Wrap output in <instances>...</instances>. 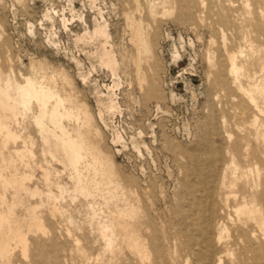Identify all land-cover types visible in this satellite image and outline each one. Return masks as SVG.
Returning a JSON list of instances; mask_svg holds the SVG:
<instances>
[{
	"label": "rangeland",
	"instance_id": "1",
	"mask_svg": "<svg viewBox=\"0 0 264 264\" xmlns=\"http://www.w3.org/2000/svg\"><path fill=\"white\" fill-rule=\"evenodd\" d=\"M182 1L184 9L148 0L149 16L145 0H0V86L31 79L66 109L81 108L86 119L63 125L104 159L99 170L109 182L91 183L101 176L88 155L80 170L89 195L75 189L63 155L40 136L35 102L25 112L15 107L8 126L16 139L0 130V172L16 178L6 187L0 181V212L11 210L27 252L22 258L12 247L8 264H201L206 251L184 215L195 205V184L221 182L227 162L242 163L230 145L240 123L237 87L264 83V0ZM227 53L236 57V82ZM132 189L146 212L136 232L140 256L126 244L132 223L118 214ZM28 208L42 230L28 231ZM226 228L216 264H255L241 255L244 241L232 243L240 227Z\"/></svg>",
	"mask_w": 264,
	"mask_h": 264
},
{
	"label": "bare ground",
	"instance_id": "2",
	"mask_svg": "<svg viewBox=\"0 0 264 264\" xmlns=\"http://www.w3.org/2000/svg\"><path fill=\"white\" fill-rule=\"evenodd\" d=\"M145 1L147 15L155 16L152 5L148 0ZM156 1L160 7L169 0ZM173 1L177 2L179 9H184L182 0ZM169 4L171 5L170 2ZM255 28L258 30V25ZM141 30L138 25L134 27V41L138 46H141L142 42L144 45ZM222 40L225 42L223 33ZM141 49L144 50V47ZM235 58L234 54L227 53L229 72L234 75L233 81L236 82L239 69ZM237 90L242 98L240 123L236 126L238 128L237 140L230 145L241 153L242 163L237 165L233 161L227 162L219 176L221 182L212 184L210 181L209 187V181L203 182L204 186L195 184L193 190L195 205L190 204L189 212L184 215L186 220L192 218L189 222L190 225L197 226L200 240L206 251L200 256L201 264H216L215 246L223 238L222 233L227 230L228 223L240 227V233L232 238V243H238L239 239L244 241L241 255L243 257L253 255L255 264L264 263V259L261 257L264 256V121L261 119L264 116V83H254L247 90L239 85ZM11 92L14 94L11 95ZM32 101L37 107V113L33 119L39 129L40 136L45 142L50 140L54 149L63 155L67 166L76 177L75 189H78L82 194L89 195V190L85 186L86 180L82 177L80 170V166L85 163L88 155L94 160L92 164L94 176H101V181L92 180L91 183L96 188H101L104 184L108 185L109 182L104 179V172L99 170V167L106 163L104 159L86 143V139L80 131H76L73 135L63 125L64 119L78 122L81 120L80 114L85 118L84 111L82 112L79 107L66 109L64 100L56 92L42 87L34 80L25 79L24 85L7 81L4 87L0 86L1 133L6 137L16 139L12 136L8 126L14 115L15 107L18 106L25 112ZM50 102H53L54 105H51ZM45 119L48 120L49 125L45 124ZM225 136L230 141L231 134L226 133ZM230 157L232 159V156ZM227 178L229 181L226 183L224 180ZM24 179L25 177H22L20 181ZM0 181L2 186L6 187L14 184L16 178L13 175L3 178L0 172ZM212 207L213 211H211ZM143 211L145 212L142 196L137 190L132 189L129 191V200L124 209L118 212L119 215H123L132 223L128 225L126 244L129 250L139 256L144 250V245L136 232L138 225H143L140 222ZM26 213L28 231L42 230V223L36 216L34 208H28ZM10 215L11 210L6 213L0 212V260L7 264L13 251L12 247L21 249L22 258H26L27 252V240L22 232L23 229L21 230L20 225L15 221H9ZM256 232H260L261 237H257ZM102 233L105 234L106 230L102 229ZM256 241L262 242L257 243Z\"/></svg>",
	"mask_w": 264,
	"mask_h": 264
}]
</instances>
